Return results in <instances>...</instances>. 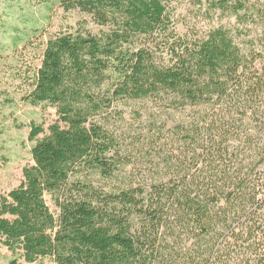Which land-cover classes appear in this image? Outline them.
Segmentation results:
<instances>
[{"label":"trees","instance_id":"1","mask_svg":"<svg viewBox=\"0 0 264 264\" xmlns=\"http://www.w3.org/2000/svg\"><path fill=\"white\" fill-rule=\"evenodd\" d=\"M174 1L57 0L100 31L46 45L26 100L59 120L32 125L34 164L0 196L10 264H264V1L206 0L238 28L192 40ZM149 99L157 177L118 183L133 159L106 116Z\"/></svg>","mask_w":264,"mask_h":264},{"label":"rangeland","instance_id":"2","mask_svg":"<svg viewBox=\"0 0 264 264\" xmlns=\"http://www.w3.org/2000/svg\"><path fill=\"white\" fill-rule=\"evenodd\" d=\"M169 12L178 35L187 40L205 38L220 27L238 28L234 18L213 15L206 0H175ZM82 29L100 31L88 15L66 12L57 0H0V196L19 187L23 170L34 164L31 151L35 143L29 140L32 125L48 131L59 120L55 107L33 106L26 100L34 89L46 45L55 36ZM158 116V105L150 99L119 102L106 116L124 154L133 159L118 183L157 177L150 173L158 171V156L150 146L152 139H158ZM183 116L174 113L169 120L182 121ZM46 200L56 212L52 198L46 196ZM15 259L0 237V264ZM18 264L26 263L20 260ZM36 264L56 263L45 260Z\"/></svg>","mask_w":264,"mask_h":264}]
</instances>
